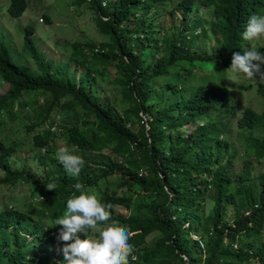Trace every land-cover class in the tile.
Listing matches in <instances>:
<instances>
[{"label": "trees", "instance_id": "obj_1", "mask_svg": "<svg viewBox=\"0 0 264 264\" xmlns=\"http://www.w3.org/2000/svg\"><path fill=\"white\" fill-rule=\"evenodd\" d=\"M73 3L88 4L104 41L75 44V60L64 66L54 68L40 52L33 26L26 28L24 47L37 71L16 63L0 39V185L12 186L20 178L37 191L35 178L27 176L32 170L15 169L11 162L25 146L7 134L4 121L7 113L16 117L10 109L25 108L28 98L37 110L27 132L41 130L33 145L38 150H56L58 141L77 145L84 161L79 175L61 166L50 181V195L59 201L49 211L51 219L66 214L74 192L96 195L111 205L110 218L85 229L87 238L100 227H125L134 248L128 264H264V174L255 176L250 160L242 174H232L237 153L228 138L233 119L240 130L264 128V111L248 108L240 114L235 101L218 112L233 99L227 76L233 53L264 52V37H242L249 17L264 15V0ZM28 7L29 0H11L8 13L20 18ZM168 11L171 23L165 27L159 20ZM202 12H211L212 19ZM210 37L215 41L209 50L195 49L197 43L209 44ZM76 58L87 69L79 79L72 72ZM212 68L208 82H199L196 72ZM111 74L117 94L112 100L96 88ZM251 87L264 97V81ZM57 116L66 123L57 130L62 133L52 131ZM2 130L13 146L5 144ZM244 138L254 158L264 160V137ZM77 183L84 185L80 191L73 187ZM208 203L211 210L203 216ZM25 213L30 218L0 215V264H63L62 253L55 260L64 243L57 240L61 226L38 225L33 211ZM156 232L160 236L150 245Z\"/></svg>", "mask_w": 264, "mask_h": 264}, {"label": "rangeland", "instance_id": "obj_2", "mask_svg": "<svg viewBox=\"0 0 264 264\" xmlns=\"http://www.w3.org/2000/svg\"><path fill=\"white\" fill-rule=\"evenodd\" d=\"M10 3L11 0H0V39L6 47L11 50L13 60L16 63L29 66L34 71H37V66L24 47V38L28 26H33L35 28L34 38L36 45L39 47L40 52L46 56L47 60L54 63V68L64 66L70 63L71 60H75V57H73L75 44L85 45L87 43H99L104 41V37L98 32L96 27L95 13L89 8L87 3L80 6L75 5L73 0H29V7L20 18H13L9 15L8 9ZM202 15L204 19H212L211 12L210 14L202 12ZM44 16H47L50 22H47ZM162 18L163 19H160L159 22L167 27L168 23H171V21H169L170 11L164 12ZM213 44L214 42L211 40L210 45L212 46ZM205 46L206 45L203 43H197L195 49L204 51L206 48ZM243 53L241 55H243ZM76 60L77 64H73L72 72L75 74L76 79H79L85 75L87 69L78 62L77 58ZM196 74H198L199 82L207 83L208 79L214 74V69L212 68L211 71L199 70ZM227 76L229 82L228 86L232 90L233 99L228 104L221 106L218 112L225 111L228 107L231 108L236 101L240 114L248 108L255 110L257 113H262L264 111V97L258 94L255 87H251V84H254L255 80L247 78L244 74H238L230 68L227 71ZM114 77V74H111L110 77L106 75L101 82V86L99 84L96 85L97 94H100L103 98L106 97L110 100L114 99L117 94L110 83ZM200 77H204L205 79H201ZM26 101L32 104L31 99L27 98ZM28 103H26L25 108L15 106L10 109V112L16 113V117H11V113L4 115V121L8 127L7 134L13 135V139L16 140L17 144L25 146L24 151L16 155L12 159V162L15 169L25 171L24 169L27 168L28 170H32L33 175L36 177L51 181L56 179L60 174L59 167L61 168L62 166L64 168L59 162L58 156L59 149L63 145L65 147V144L62 141H58L55 146L56 150L54 148L38 150L33 145V136L40 133L41 130L36 128L31 133L27 132L26 126H31L36 122L35 113L37 110V107L33 104L30 106ZM59 120L58 118V121ZM62 122L64 128L66 123L61 119V123ZM186 128L189 132H192L195 127L194 125H190ZM17 130L20 131L18 134H15ZM57 130L56 132H59ZM2 134L3 130L1 131V138L4 140L5 144L7 146H13L12 143L6 141ZM229 134V141L233 144L237 153L235 162L231 167V173L234 175L242 174L245 162L250 160L253 162V174L255 176L264 174V160L257 161L254 158L253 151L248 150L244 138V136L250 135L263 138L264 128L240 130L236 119H233L231 120V131ZM51 138H53V136ZM108 154L109 151H105V156L108 157ZM94 156V154H91L90 158L94 159ZM115 179L116 178H111V180ZM42 181L44 182L45 180ZM31 184L32 183L22 184V182H20L18 186L15 187L0 186V206L9 203L11 199H15L17 196L26 197V204L29 200L28 195H30V187L28 185ZM31 186L36 188L35 185ZM35 197L39 198L40 195L36 192ZM41 203L42 202L38 204ZM47 205L49 206V203ZM210 210V203H208L206 212H203V216H206ZM116 211L124 212L120 209H116ZM104 228L106 227L97 228L89 239H99L100 232ZM203 230L204 229H202V231ZM81 235L83 234L81 233ZM159 236L160 234L157 232L150 236L149 244L153 245ZM194 238L198 239V235L194 236ZM51 250L52 249L49 248L47 252L51 253Z\"/></svg>", "mask_w": 264, "mask_h": 264}, {"label": "clouds", "instance_id": "obj_3", "mask_svg": "<svg viewBox=\"0 0 264 264\" xmlns=\"http://www.w3.org/2000/svg\"><path fill=\"white\" fill-rule=\"evenodd\" d=\"M242 37L249 41L257 37H264V15H251L242 33ZM211 40L214 39L210 38ZM204 45H206L204 51L209 50V46H211L210 42L209 44L204 43ZM229 68L238 74L246 75L247 78L264 81V52L256 48H251L250 51L245 50L243 55L239 52H234ZM58 118L60 119L57 116L52 128L53 132L60 128L61 119L58 121ZM78 151L77 145L65 146L59 149V162L73 176L79 175L82 170L81 165L84 163L83 158L76 154ZM24 170L28 172L27 168ZM27 176L35 178L37 182V191L35 192L40 197H35V189L31 186L33 184L28 185L30 187L28 202L25 204L26 197L17 196L15 199H11L9 203L0 206V215L4 212H18L29 217L25 212L33 211L35 218L32 219L35 220L36 224L43 225L52 230L61 226L57 240L64 243L62 246H57L55 260L57 261L58 256L62 253L64 257L63 264H128V257L133 253L134 248L128 242L130 235L125 227L108 226L100 232L99 239L87 238L85 229H95L98 222L109 220L110 213L106 209L111 208L110 204L105 205L101 203V200L96 195L82 193L77 196L74 192V198L67 201L66 214L63 217L51 219L50 215L52 216V212L49 215V211L59 202L57 201L58 199L50 195L54 185L48 179L38 178L35 175ZM42 180L45 181L43 182ZM20 182L28 184L19 178L12 187L18 186ZM73 187L77 191H80L84 185L77 183ZM40 202L42 203L38 204ZM48 203L49 206L47 205ZM249 214L248 212L247 215ZM13 221L16 223V219ZM82 236L84 238H81ZM29 239L31 240L32 237L29 236Z\"/></svg>", "mask_w": 264, "mask_h": 264}, {"label": "built area", "instance_id": "obj_4", "mask_svg": "<svg viewBox=\"0 0 264 264\" xmlns=\"http://www.w3.org/2000/svg\"><path fill=\"white\" fill-rule=\"evenodd\" d=\"M104 5H106V3H104Z\"/></svg>", "mask_w": 264, "mask_h": 264}]
</instances>
